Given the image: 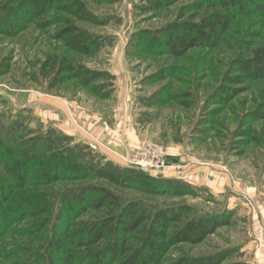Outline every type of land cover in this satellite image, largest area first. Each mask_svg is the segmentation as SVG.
Here are the masks:
<instances>
[{
  "label": "rangeland",
  "instance_id": "1",
  "mask_svg": "<svg viewBox=\"0 0 264 264\" xmlns=\"http://www.w3.org/2000/svg\"><path fill=\"white\" fill-rule=\"evenodd\" d=\"M7 1L0 0V11ZM84 1L105 21L102 25L80 23L90 35L88 53L69 50L58 38L66 26L63 21L44 29L31 22L16 35H0V173L7 179L15 176L26 169L20 159L29 158L27 176L32 178L49 157L55 162L66 156L75 157L67 160L73 177L80 175L81 161H86L92 166H117L124 175L123 184L72 177L40 189L53 202L52 215H38L36 210L19 213L14 208V214L1 211L5 228L0 234V264H62L55 255L40 257L41 248L51 232L60 237L57 223L61 217L56 211L61 199L74 200L71 192L89 184L110 189L124 206L137 201L147 213L186 203L196 213L212 212L230 219L202 242L176 244L159 262L150 264H173L181 258L220 252L228 253L221 264H264V237L258 228L259 220L264 223V79L245 84L228 80L234 75L229 73L231 62L250 57L264 44V0L238 13L215 48L194 47L180 58L152 41L174 22L199 19L206 11L204 0H179L156 9L153 0ZM53 16L70 17L63 12H51ZM63 59L72 64L73 74H60ZM56 74L65 82L54 84ZM126 82L130 94L125 109ZM228 89L239 90V94L225 102ZM50 95L72 103L70 130L58 127L46 116V109L39 107L43 112L36 115L28 103L32 97L45 100ZM25 102L26 108L33 109L32 115L19 113L16 105ZM125 114H129L128 130L138 137L128 152L136 154L147 143L162 149L166 166L161 172L145 173L125 162L128 152L120 142ZM96 115L92 121L90 117ZM191 167L196 180L176 177ZM216 175L224 176L226 184L220 185ZM199 179L210 185L200 184ZM39 188L26 185L20 190L30 193ZM20 198L14 195L9 200L13 203ZM27 199L31 208L34 200ZM112 212L109 205L77 211L68 230H79L82 220ZM49 215L53 219L43 228ZM134 234L128 242L132 247L139 245L134 238L138 233ZM61 237L68 247L72 245L68 234L62 232ZM99 246L79 248L73 242L77 257L73 264H89L88 253Z\"/></svg>",
  "mask_w": 264,
  "mask_h": 264
},
{
  "label": "trees",
  "instance_id": "2",
  "mask_svg": "<svg viewBox=\"0 0 264 264\" xmlns=\"http://www.w3.org/2000/svg\"><path fill=\"white\" fill-rule=\"evenodd\" d=\"M178 1L153 0L151 4L153 9H156L173 5ZM204 1L207 2L206 11L199 19L174 22L160 30L152 44L160 45L162 50L176 58L184 56L194 47L215 48L222 36L230 29L236 15L254 6L257 0ZM51 12H63L70 17H50ZM61 21L65 22L66 26L59 30L58 38L63 40L69 50L79 53H88L91 50L90 35L80 23L97 25L105 23L86 7L84 0H8L0 11V35H16L25 30L31 22H34L38 28L44 29L54 22ZM66 62V59L60 62V74L63 72L73 74L74 67L70 62ZM229 73L234 74L228 79L232 84H245L252 79H264V44L254 49L250 57L233 60ZM59 76V74L55 75L57 80L54 84L65 82L64 77ZM163 76L161 75V78ZM228 90L229 92L225 93V102L239 94V90ZM18 110L21 114L32 115V110L26 107ZM59 139L58 137V141ZM65 157L55 162H52L54 157H49L44 162L45 166L38 167L32 178L27 176V172L31 169L27 166L31 161L29 158L20 159V164H26V169L18 170L15 176L7 179L0 173V212L8 211L9 214H14V210L19 213L31 210L34 213L36 210L38 215H52L53 202L47 197L48 193L40 189L60 180H71L74 169L68 168L70 164L67 160L75 157L70 159ZM78 171L80 175L73 179L92 177L104 179L115 185L123 184L124 175L114 165L92 166L86 161H81ZM26 185L40 186V188L30 193L21 191L20 188ZM71 193L75 195L74 200L68 201L65 196V199H61L60 209L56 211L57 217H61V221L57 223L60 237L56 238L53 232L48 234L41 248L44 249V253L41 252L40 255L42 258L55 255L62 264H73L77 259L76 253L72 250L73 242L79 248L100 245L95 251L88 253L89 264L155 263L159 262L163 254L172 246L183 242L200 243L218 227L228 225L230 222V219L222 214L196 213L194 208L186 203L157 208L147 213L148 209L137 201L124 206L116 193L102 186L89 184L76 188ZM14 195H20L21 198L12 203L9 198ZM29 197L34 200L31 208L25 203ZM103 205H109L113 210L112 214L109 213L108 216L95 220H82V227L79 230H68L74 218L73 213L77 211L84 213L90 208L98 209ZM52 219L50 215L45 217V224L42 227L44 228ZM4 228L0 220V234ZM62 232L68 234L70 238L68 240L72 242L71 246L68 247L62 239ZM136 232L138 235L134 238L139 245L132 247L128 242ZM105 240L107 241L104 242ZM227 256L228 253L220 252L195 259L185 257L173 264H221Z\"/></svg>",
  "mask_w": 264,
  "mask_h": 264
},
{
  "label": "crops",
  "instance_id": "3",
  "mask_svg": "<svg viewBox=\"0 0 264 264\" xmlns=\"http://www.w3.org/2000/svg\"><path fill=\"white\" fill-rule=\"evenodd\" d=\"M125 84H126L125 85L126 86L125 87L126 88V96L124 97L125 99L123 100V102L125 103V109H126V107H128L127 105H128V100H129L128 97H129V94H130V89H129L128 83L126 82ZM28 103H30L34 107V111L35 112L34 111L33 112L35 114L37 113L38 116L40 114H42V112H43L41 109H39V107L40 108H43V109H46V112L44 111V113H46V116L49 117V118H51V120L53 122L56 121V123H58V125H57L58 127L61 126V128H64L65 130L66 129H69L70 130V128H72V125L69 124L70 122H69V119H68V117H69L68 114H69V111H71V108L70 107H71L72 103L68 99H65L63 97H57V96L50 95L45 100H43V99H40L38 96H35V97H32V100H29ZM28 103L25 102L22 105H18L17 104L16 106L19 109L20 108H25L26 106H29V105H26ZM83 114L84 113H81V115H83ZM87 117L88 116L86 114L85 120H86ZM96 117H97V115L96 116H93V117L91 116L90 118H91L92 121H95L96 120ZM122 118H123L122 133H121V137L122 138L120 137V142H121V144L123 146V151L125 150V153H127L128 150H129V145L130 146L137 145V143H138V137L137 136L134 137L135 135L133 136L132 135L133 133L130 130H128L129 114H125L124 117H122ZM89 124H94V123L93 122H90V123H88V125ZM98 129H97V131H98ZM102 129L105 130V131H107V132H109V133H110V131L113 132V130L108 129V127H106V128L105 127H102ZM127 133H128V136L126 135ZM126 137H128V141H126ZM193 170H195V168L192 169V167L189 168V169H184V171L182 170L180 172L181 175H176V177L177 178H180V179H184V178H187V179L195 178L194 177V174L192 173ZM213 173H214V171H213ZM215 178L220 182V185H225L226 184V181L227 180L225 179L224 176L222 177V176L216 175ZM221 179H222V183H221ZM195 180H196V178H195ZM202 180L203 179H199L198 180L200 182V184L202 183V184H209L210 185L209 182L202 181ZM195 182H197V181H195ZM215 182H216V180H214L212 182V184L216 186V183Z\"/></svg>",
  "mask_w": 264,
  "mask_h": 264
},
{
  "label": "built area",
  "instance_id": "4",
  "mask_svg": "<svg viewBox=\"0 0 264 264\" xmlns=\"http://www.w3.org/2000/svg\"><path fill=\"white\" fill-rule=\"evenodd\" d=\"M75 130L80 133L77 129ZM96 146L98 145L96 144ZM125 162L132 167L141 169V171L145 173H158L166 166L165 153L163 150L149 143L136 154L131 155L130 152H128L125 156ZM258 228L261 236L264 237V223L261 220H259Z\"/></svg>",
  "mask_w": 264,
  "mask_h": 264
}]
</instances>
